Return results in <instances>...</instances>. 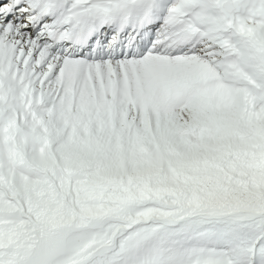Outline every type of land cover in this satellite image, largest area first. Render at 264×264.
Here are the masks:
<instances>
[{"label":"snow or ice","instance_id":"obj_1","mask_svg":"<svg viewBox=\"0 0 264 264\" xmlns=\"http://www.w3.org/2000/svg\"><path fill=\"white\" fill-rule=\"evenodd\" d=\"M0 264H264V0H0Z\"/></svg>","mask_w":264,"mask_h":264}]
</instances>
